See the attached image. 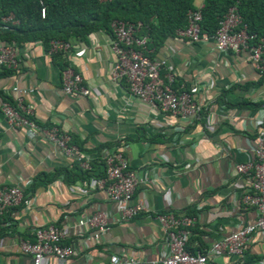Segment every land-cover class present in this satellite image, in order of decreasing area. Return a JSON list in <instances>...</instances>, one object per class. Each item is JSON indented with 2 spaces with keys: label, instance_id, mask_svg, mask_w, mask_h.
Here are the masks:
<instances>
[{
  "label": "crops",
  "instance_id": "1",
  "mask_svg": "<svg viewBox=\"0 0 264 264\" xmlns=\"http://www.w3.org/2000/svg\"><path fill=\"white\" fill-rule=\"evenodd\" d=\"M195 4L203 7L204 0ZM114 38L111 31L98 30L86 41L70 40L73 51L64 54L69 61L66 68L83 75L90 88L87 96L64 90L63 60L43 41L16 45L18 66L0 65V71L15 70L0 77V185L19 187L32 199L30 206L14 210L12 219H4L7 211L0 214V229L7 231L0 235V264L28 263L20 241L34 239V229L48 224L66 230L64 243L77 249L74 264H107L113 254L148 262L169 253L157 213L193 217L187 247L196 252L206 251L215 240L258 218L256 209L243 202L250 182L236 164L255 158L264 106L229 104L264 101V83L247 89L239 86L261 76L250 52L221 51L213 38L191 41L177 34L157 50L150 49L153 59L166 61L160 83L166 84L173 74L176 88L188 90L204 105L201 116L183 117L156 101L136 97L127 80L113 78ZM1 42L0 53L5 45ZM14 86L30 90L25 104L39 126H57L82 144L84 154L95 158L102 153L105 161L115 151H123L141 178L134 201H142L149 212L118 221L121 204L95 187L94 178L67 182L65 171L73 170L77 160L41 134L7 122L1 106L2 101L19 96ZM56 170L64 174L49 185L32 188L39 174ZM100 211L108 213L110 228L99 240H88L94 230L82 228L79 220ZM258 256L261 263L253 264H264V229L251 237L246 264ZM210 261L240 264L225 252Z\"/></svg>",
  "mask_w": 264,
  "mask_h": 264
},
{
  "label": "built area",
  "instance_id": "2",
  "mask_svg": "<svg viewBox=\"0 0 264 264\" xmlns=\"http://www.w3.org/2000/svg\"><path fill=\"white\" fill-rule=\"evenodd\" d=\"M111 2L113 0H100ZM203 7L190 10L187 14L188 24L179 28L176 34L191 41L209 40L201 37V23L203 21ZM42 17L46 16V7L41 9ZM13 21V16L5 18ZM142 22L115 20L112 24L115 38L112 49L117 58L113 69L114 79H125L129 91L138 98L156 101L161 107L175 115L189 117L201 116L204 105L197 102L193 94L185 89H177L173 74L168 75L166 84L160 83L162 69L166 65L164 59H153L148 54V36H138ZM221 51L232 50L239 53L248 50L256 68L264 73V39L258 44L250 42L251 35L237 6L231 7L220 22L215 35L212 37ZM49 51L53 54L63 53L71 55L73 45L70 41L52 39ZM16 44L4 45L0 53V65L8 67L18 66ZM62 84L69 94L87 96L90 88L85 84L82 74L72 68L63 70ZM19 96L14 101H2V111L7 122L15 127H26L33 134H41L47 141L55 144L67 156L76 159L86 169H91V156L84 154L78 145L72 143L68 133H61L57 126L41 127L33 118V110L25 104L26 94L30 91L19 89ZM255 158L247 162L236 164L238 172L245 174L250 182V190L243 196V202L256 209L258 218L252 224H246L229 235L215 240L204 252L192 253L187 248L189 229L195 219L189 215H177L174 212L157 213L156 219L162 226L169 247V253L162 259L143 262L137 257H126L118 254L110 256L107 264H212L210 259L220 252L235 256L240 264H246L245 252L251 237L264 229V119L261 121V131L255 147ZM105 176L95 178V187L107 191L113 199L121 204V217L118 221H128L142 212H149L142 202H135L134 195L141 178L131 169L128 158L123 151L117 150L106 158ZM30 206L31 196L16 186L0 185V214L10 207ZM24 206V207H25ZM82 228L93 229L94 234L88 240H99L102 233L110 228L107 212L100 211L79 220ZM34 239L21 240L20 250L28 256L26 264H74L73 258L77 249L64 243L66 230L57 224L38 226L33 232ZM261 263V261H260Z\"/></svg>",
  "mask_w": 264,
  "mask_h": 264
},
{
  "label": "trees",
  "instance_id": "3",
  "mask_svg": "<svg viewBox=\"0 0 264 264\" xmlns=\"http://www.w3.org/2000/svg\"><path fill=\"white\" fill-rule=\"evenodd\" d=\"M195 2L196 0H113L111 2H101L100 0H0V42L2 41L1 43L5 45L15 42L17 46H20L23 43L37 41H43L49 45L50 41L55 38L65 41L79 38L86 41L90 34L98 30H109L114 35L113 22L126 20L142 22L143 25L138 31V36H148V49L157 50L167 38L175 36L179 28L187 26L188 12L197 8ZM43 6L46 7L45 17H42L41 14ZM234 6L238 7L243 22L247 25L251 35L250 42L252 44L260 43L264 39V0H204L201 37L212 38L220 27L224 15ZM9 16H13L15 22L5 21V18ZM147 54L151 57L148 51ZM55 55L58 60L59 58L63 60L61 64L63 69L69 66V61L63 53ZM14 73L15 70L4 67L0 71V77ZM260 75L258 81L239 86L247 89L262 85L264 73L260 72ZM229 104L236 107L243 105L260 107L264 106V101L257 103L243 101ZM72 143L78 144L81 150L86 151L76 139L72 140ZM100 155H93L95 158L91 157L90 170L84 169L76 161L78 163L75 164L73 170L65 171L67 182L105 176L106 159L104 161L103 154L100 153ZM96 168L100 169L99 172H96ZM62 174H64L62 170H56L55 173L42 172L36 178L32 188L49 185ZM25 194L29 195L26 192ZM24 206L25 204L10 207L7 213L4 212L7 215L4 216V219H12L11 213ZM1 218L2 216H0V220ZM5 231V229H0V235ZM191 252L198 253L195 250H191ZM260 261L258 256L247 263L253 264V262Z\"/></svg>",
  "mask_w": 264,
  "mask_h": 264
},
{
  "label": "rangeland",
  "instance_id": "4",
  "mask_svg": "<svg viewBox=\"0 0 264 264\" xmlns=\"http://www.w3.org/2000/svg\"><path fill=\"white\" fill-rule=\"evenodd\" d=\"M199 4V3H198Z\"/></svg>",
  "mask_w": 264,
  "mask_h": 264
}]
</instances>
